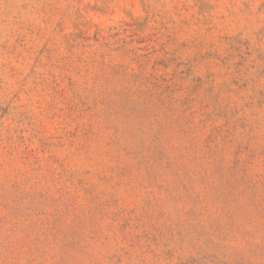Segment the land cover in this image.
<instances>
[{"label":"rangeland","instance_id":"obj_1","mask_svg":"<svg viewBox=\"0 0 264 264\" xmlns=\"http://www.w3.org/2000/svg\"><path fill=\"white\" fill-rule=\"evenodd\" d=\"M0 264H264V0H0Z\"/></svg>","mask_w":264,"mask_h":264}]
</instances>
